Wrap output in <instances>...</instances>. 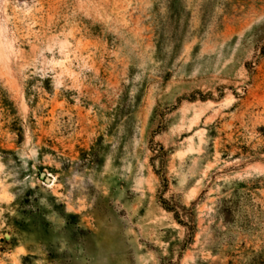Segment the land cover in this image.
Masks as SVG:
<instances>
[{"label": "rangeland", "instance_id": "rangeland-1", "mask_svg": "<svg viewBox=\"0 0 264 264\" xmlns=\"http://www.w3.org/2000/svg\"><path fill=\"white\" fill-rule=\"evenodd\" d=\"M263 253L264 0H0V264Z\"/></svg>", "mask_w": 264, "mask_h": 264}, {"label": "trees", "instance_id": "trees-1", "mask_svg": "<svg viewBox=\"0 0 264 264\" xmlns=\"http://www.w3.org/2000/svg\"><path fill=\"white\" fill-rule=\"evenodd\" d=\"M178 215L179 214L177 213V217H179ZM251 264H264V253L255 258Z\"/></svg>", "mask_w": 264, "mask_h": 264}, {"label": "bare ground", "instance_id": "bare-ground-1", "mask_svg": "<svg viewBox=\"0 0 264 264\" xmlns=\"http://www.w3.org/2000/svg\"><path fill=\"white\" fill-rule=\"evenodd\" d=\"M55 177H53L52 179H50V180H47L51 185H54V183H55Z\"/></svg>", "mask_w": 264, "mask_h": 264}, {"label": "water", "instance_id": "water-1", "mask_svg": "<svg viewBox=\"0 0 264 264\" xmlns=\"http://www.w3.org/2000/svg\"><path fill=\"white\" fill-rule=\"evenodd\" d=\"M51 178H48L47 180H50ZM7 238H9V235H6Z\"/></svg>", "mask_w": 264, "mask_h": 264}]
</instances>
